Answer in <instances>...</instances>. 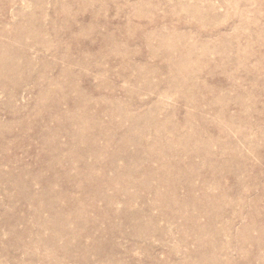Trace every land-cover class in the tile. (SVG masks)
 Returning <instances> with one entry per match:
<instances>
[{
  "label": "rangeland",
  "instance_id": "rangeland-1",
  "mask_svg": "<svg viewBox=\"0 0 264 264\" xmlns=\"http://www.w3.org/2000/svg\"><path fill=\"white\" fill-rule=\"evenodd\" d=\"M0 264H264V0H0Z\"/></svg>",
  "mask_w": 264,
  "mask_h": 264
}]
</instances>
